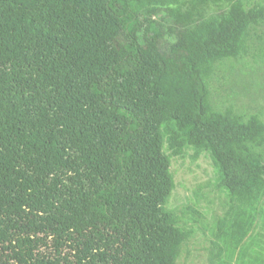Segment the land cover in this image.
Instances as JSON below:
<instances>
[{
	"label": "trees",
	"instance_id": "obj_1",
	"mask_svg": "<svg viewBox=\"0 0 264 264\" xmlns=\"http://www.w3.org/2000/svg\"><path fill=\"white\" fill-rule=\"evenodd\" d=\"M259 43L264 0H0V264H177L189 153L227 196L207 264H264V120L210 85Z\"/></svg>",
	"mask_w": 264,
	"mask_h": 264
},
{
	"label": "rangeland",
	"instance_id": "obj_2",
	"mask_svg": "<svg viewBox=\"0 0 264 264\" xmlns=\"http://www.w3.org/2000/svg\"><path fill=\"white\" fill-rule=\"evenodd\" d=\"M263 55L264 43L255 44L250 47L247 55L237 60L225 61L219 67L210 83L211 102L215 109H224L232 103L240 110L261 113L264 120ZM171 172L175 187L166 207L181 215V225L194 230L192 236L181 246L177 264H207L209 240L213 239L211 230L216 220L224 215L227 196L213 184L216 174L207 154H202L196 160L190 157V153L174 157ZM194 210L199 214H195ZM263 222L256 219L250 235L253 239L256 233H261L264 246ZM248 239L249 242L251 237ZM232 264L236 262L233 261Z\"/></svg>",
	"mask_w": 264,
	"mask_h": 264
}]
</instances>
